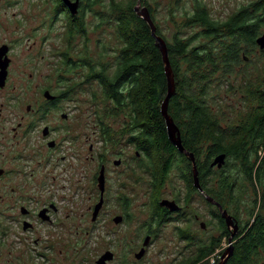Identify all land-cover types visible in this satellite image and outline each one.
Returning a JSON list of instances; mask_svg holds the SVG:
<instances>
[{
  "label": "rangeland",
  "instance_id": "rangeland-1",
  "mask_svg": "<svg viewBox=\"0 0 264 264\" xmlns=\"http://www.w3.org/2000/svg\"><path fill=\"white\" fill-rule=\"evenodd\" d=\"M115 1L129 4L131 0ZM255 1L260 0H137L134 6L137 7L139 3L140 8L151 9L156 25L169 44L173 45L176 39H193V45H198L204 43L205 39L204 27L192 20L196 13L204 11L211 20L223 23ZM61 3V0H0V40L11 43L13 49L9 77L10 102L19 97L23 107L33 103L40 98L34 92L35 87L44 85V78L52 71H58L60 93L77 84L70 100H63V109L68 111L71 104H77L76 132L87 133L95 147L93 155L100 157L102 154L107 161V196L97 225H89L87 215V207L97 203L101 196L99 166L86 161L90 156L89 142L82 146L76 144V148L69 141L61 142L54 161L56 169L53 174L59 173V184L67 185L64 191H58L59 198H62L61 195H68L69 199L75 201L74 241L78 247L86 249L90 259L87 264H92L106 250L116 254L117 260L113 264H120L125 259H131V254L139 251V247L143 245L148 248L149 254L141 264H190L203 245L213 241L218 246L208 259L209 263L227 261L228 251L234 244L232 242L230 245L229 240L222 238L219 223L212 216V208L206 202L205 195L203 202L197 204L199 222L204 225V230L200 229V223L198 225L197 244L181 239L178 230L183 224L181 216L179 219L173 216L164 224L153 225L156 220L154 210L156 206L165 207L161 206L163 200L176 201L183 206L185 181L182 168L185 167L181 161L175 160L170 171L164 173L167 157L162 156V153H155L152 162L149 156L140 151L136 145L138 132H123L128 125L127 115L124 117L113 105L103 106V91L98 81L86 82L91 68L87 64H81L83 61H89L96 71L104 67L112 73L116 70L124 47L116 23L108 18L111 1L103 0L86 10L85 32L72 38L69 29L78 18L69 15L66 9H61ZM260 32L264 34V27ZM258 50V47L249 50L246 55L252 59L251 62L238 69L237 78L236 73L231 78L235 92H229L226 87L221 86L211 94L215 98L212 101L215 110H219V104L221 112L233 122H238L250 110L244 102L246 98L249 99L246 89L235 86L242 82V69L252 66L253 71L248 76L250 83L257 81L259 84L264 79V51L259 53ZM67 60H73L78 66L68 65ZM100 119L104 120L108 130H112L116 136L121 131L116 146H109L107 139L101 135ZM39 140V134H33L28 140L29 146L37 148ZM61 156L66 159L62 160ZM115 160H120L121 164L116 166ZM152 164L154 168H151ZM234 166V163L229 162L228 166L225 165L220 170L233 176L236 173ZM42 172L46 173V170ZM65 175L68 180H62ZM158 177H162L160 184L156 182ZM215 179L216 177L210 178L213 182ZM211 184L213 183L208 185ZM248 190L238 188L234 193L235 203L230 205L241 227L246 223H253L258 215L264 213L262 208L258 211V207H254ZM191 206L196 209L195 201ZM119 216L123 218V222L116 224L114 219ZM150 223L157 234L145 246V233ZM87 231H90L89 235L85 234ZM233 231L234 228H231V232ZM0 263H5L4 257L0 259ZM259 264H264V256Z\"/></svg>",
  "mask_w": 264,
  "mask_h": 264
},
{
  "label": "trees",
  "instance_id": "trees-1",
  "mask_svg": "<svg viewBox=\"0 0 264 264\" xmlns=\"http://www.w3.org/2000/svg\"><path fill=\"white\" fill-rule=\"evenodd\" d=\"M110 1L108 18L116 23L124 47L112 73L104 67L96 71L89 61H83L81 64L91 68L86 82L98 81L103 91V106L113 105L117 112L123 113L124 117L127 115L126 124L129 127L125 126L123 132H138L136 145L140 151L149 156L152 162L155 153L166 156L168 160L164 173L170 171L175 160L181 161L185 167L182 168L183 179L196 191L193 163L170 141L161 113L168 93L161 51L148 23L135 11L137 0H131L129 4ZM84 2L87 4L81 16L76 17L77 21L69 29L71 38L85 32L84 10L103 0ZM148 10L151 14V9ZM151 18L156 25L152 14ZM192 20L204 27V43L193 45V39H176L173 45L169 44L156 25L157 35L167 43L175 79V93L170 99L168 113L179 128L184 148L195 157L199 184L205 197H211L221 205L238 225L235 240L233 238V254L225 264H259L264 256V213L258 215L253 223L241 227L230 205L235 203L234 193L238 188H250L247 192L252 195L250 199L254 207H258V211L261 208L264 210V79L259 80V84L257 81L250 83L248 76L253 71L252 66L242 69V82L235 86L246 89L249 99L246 98L244 102L250 110L238 122L226 118L219 104V110H215L212 105L215 98L211 94L221 86L235 92L231 78L235 73L237 78L238 69L246 65L243 54L257 48L256 40L262 35L260 24L263 21L261 17L255 18L250 11L240 12L223 23L211 20L204 11L196 13ZM67 61L70 66H78L73 60ZM68 90L63 94L67 96ZM100 120L101 135L107 139L109 146H116L121 131L116 136L112 130H108L104 120ZM221 154L226 155L224 166H228L229 162L234 163L235 175L230 176L218 166H212L214 159ZM151 168H154V164ZM211 177H216L214 182L210 180ZM161 180L162 177H158L156 182L160 184ZM210 183L213 184L208 185ZM206 202L212 208V202ZM220 223L222 238L232 236L228 225L224 221ZM214 243L204 244L190 264H210L208 259L218 246ZM220 263L217 260L214 264Z\"/></svg>",
  "mask_w": 264,
  "mask_h": 264
},
{
  "label": "flooded vegetation",
  "instance_id": "flooded-vegetation-1",
  "mask_svg": "<svg viewBox=\"0 0 264 264\" xmlns=\"http://www.w3.org/2000/svg\"><path fill=\"white\" fill-rule=\"evenodd\" d=\"M61 1V9H66L74 17H80L86 6L84 0H79L77 13L72 14L69 8L76 0H69L68 4ZM243 11L252 12L255 18L261 17L263 22L260 25L261 28L264 27V0L250 3L237 14ZM257 47L259 53L264 51L260 50L258 45ZM12 51L11 43L0 40V259L3 257L5 259V263L0 264H87L90 259L86 249L78 247L74 241L75 201L69 199L68 195H61L62 198H59L58 191H64L67 185L59 184L61 180L58 177L59 173L53 174L56 169L54 161L61 142L69 141L73 148H76V144L82 146L89 142L90 156L86 161L99 166V175L101 168L105 166L108 182L107 161L102 154L100 157L93 155L95 147L87 133L76 132L77 104H71L68 111L63 109V100L65 98L70 100L75 87L68 90L67 96L60 93L58 71L49 73L44 78V85L35 87L34 92L38 93L40 98L33 103L25 104L23 107L20 103L22 99L19 97L13 98L10 102ZM243 56L246 63L251 62L252 59L245 53ZM35 133H38L40 138L38 141L40 145L37 148L30 147L28 142ZM18 134L23 135L18 137ZM60 158L66 159L65 156ZM44 170L46 173L42 172ZM62 180H68V177L62 176ZM106 196L107 191L104 193V199ZM100 200L101 196L97 203L87 207L89 225L99 223V214L103 207L96 219L94 213ZM203 200V191L198 188L195 191L185 183L183 206L176 201L179 205L178 211L156 206L154 210L156 220L153 225L164 224L173 216L178 219L181 216L183 224L178 229L181 239L197 244L200 223L197 204ZM194 201L196 209L191 206ZM212 205L211 214L218 221V228L220 221L227 224L221 216V209L214 203ZM228 216L233 217L229 212ZM200 229L204 230L202 222ZM228 230L231 228L228 227ZM89 233L90 231L85 232L87 235ZM156 234L150 223L144 242L146 238L153 239ZM230 236L225 235L224 239L229 240ZM108 252L111 250L99 254L92 264H113L117 260L113 252L111 259L102 261ZM148 254V248L140 246L139 251L131 254V259H125L120 264H141Z\"/></svg>",
  "mask_w": 264,
  "mask_h": 264
},
{
  "label": "water",
  "instance_id": "water-1",
  "mask_svg": "<svg viewBox=\"0 0 264 264\" xmlns=\"http://www.w3.org/2000/svg\"><path fill=\"white\" fill-rule=\"evenodd\" d=\"M63 1L66 4L69 3V0H63ZM78 4H79V0H76L75 3H73L72 6L69 8L72 14L77 13L76 9H77ZM135 11L137 12V14L142 19H144L148 23V25L151 29L152 36L156 40V45L160 49L162 57H163V62H164V66H165V74H166L167 81H168V93H167V96H166V98L162 104L161 113H162V115L165 119V122H166L169 139L175 145V147L178 149V151L180 153L185 154L187 157H189L191 159V161L193 163L195 185L199 190L203 191L202 187L199 184L198 170H197L195 157L192 153L188 152L184 148V146L182 144V139H181V134L179 132V128L177 127L174 120L171 118V116L168 113V107H169L170 99L172 98V96L175 93V79H174L173 71L171 68L170 61H169V53H168L167 43L162 37L157 35V28H156V25L151 18V14H150L149 10L147 8H140V5L138 3L137 7H135ZM256 43L259 46L260 50H264V34L257 39ZM137 155H139V153H137ZM225 161H226V155L221 154L214 159L212 166H218V168H222L225 164ZM120 164H121L120 160H115L116 166H119ZM105 171H106L105 166H103L101 168L100 175L98 178L99 188H100V192H101V200L98 203V205L96 206V210L94 213V219H96V217H97L98 213L100 212V210L102 209L103 203H104V193H105V189H106ZM205 198L208 201L216 204L221 209V216L223 219L226 220L228 227L234 228V231L232 232V236L229 239V243L231 245L233 242V238L238 231V225L235 224L233 217L228 216V212L226 210H223L221 205L217 204V202H215L211 197L206 196ZM161 206H165L172 211H178L179 210V205L175 201H171V200L170 201L169 200H163L161 202ZM122 221H123V218L120 216L116 217L114 219V222L116 224H118ZM148 240H149V238H147V240L145 241V246L148 244ZM232 254H233V247L230 251H228L227 257L231 256ZM111 258H112V253L108 252L107 255H105L102 258V261H105L106 259H111ZM220 264H225V262H221Z\"/></svg>",
  "mask_w": 264,
  "mask_h": 264
}]
</instances>
